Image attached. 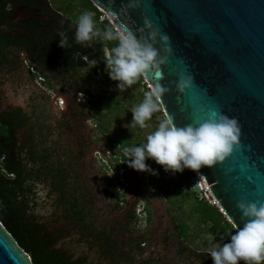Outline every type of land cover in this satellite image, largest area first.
<instances>
[{
	"label": "flooded vegetation",
	"instance_id": "af4514ba",
	"mask_svg": "<svg viewBox=\"0 0 264 264\" xmlns=\"http://www.w3.org/2000/svg\"><path fill=\"white\" fill-rule=\"evenodd\" d=\"M51 16L57 21L64 19L50 0H0V176L12 182L9 190L0 185V201L8 216L7 227L10 214L6 200H9L20 210L24 225L34 230L47 247L52 264H178L174 259L144 250L150 239L144 234H135L140 222L136 209L122 216L129 224L134 223L125 243L116 240L107 229L93 226L89 221V206L82 203L75 193L77 190L74 192L70 187L73 169L70 171L56 161L59 148L54 142L58 139L53 136H60L58 123L49 136L39 120H34L35 115L47 110L54 114L65 110L72 113L81 100L77 93L86 89L80 72L59 69L57 59L50 58V54L54 55L50 47L56 48L44 43L43 35L48 31ZM84 93L89 98L88 92ZM81 106L84 108V104ZM45 153L53 166L43 164ZM56 168L64 172L68 192L77 199L84 219L60 203ZM127 169L132 176L139 172L129 164ZM114 193L118 197L116 209L127 210V201H120L122 190L116 189ZM144 214L150 217L146 218V225L150 224V211ZM65 221L68 225L62 226ZM180 226L181 240L176 242L179 257L189 253L203 264H213L210 253L192 246ZM215 242L223 244L227 240ZM90 251L94 256L89 255Z\"/></svg>",
	"mask_w": 264,
	"mask_h": 264
},
{
	"label": "water",
	"instance_id": "95a60500",
	"mask_svg": "<svg viewBox=\"0 0 264 264\" xmlns=\"http://www.w3.org/2000/svg\"><path fill=\"white\" fill-rule=\"evenodd\" d=\"M91 1L116 24L139 31L148 17L171 37L173 52L161 73L151 71L145 78L153 88L168 89L159 102L166 117L178 126L203 121L213 112L239 119L240 144L224 161L197 171L235 229L242 227L237 202L264 203V0ZM156 46L168 55L162 44ZM184 74L193 75L195 83L182 93L176 82ZM122 216L113 236L125 243ZM7 217L0 201V264H33L7 229Z\"/></svg>",
	"mask_w": 264,
	"mask_h": 264
},
{
	"label": "rangeland",
	"instance_id": "374dc122",
	"mask_svg": "<svg viewBox=\"0 0 264 264\" xmlns=\"http://www.w3.org/2000/svg\"><path fill=\"white\" fill-rule=\"evenodd\" d=\"M50 1L56 10L75 22L77 17L71 16L69 12L73 8L70 3L73 0ZM79 1L81 0L75 2ZM66 8L67 11L64 13ZM103 14L104 17H107L105 13ZM80 66V73L83 74L82 78L86 82V89L77 93V97L81 99L78 106L73 109L72 113L65 110L62 114H54L47 110L43 114L35 115L34 120H39V124L42 125L43 130L48 131L49 136L55 129V124L58 123L60 136L58 137V134L53 136L55 140L58 139L54 142L59 148L56 161L70 171L73 169L70 187L74 192L77 190L75 193H77L78 198L82 203L86 202L89 206L90 223L97 228L107 229L113 234L118 215L136 209L137 214H140V222L138 229L134 231L136 235L138 233L139 235L144 234L150 239L149 244L144 247L148 254L156 252L163 257L174 259V262L178 264H203L199 258L192 254L185 253L179 257L177 253L176 242L181 240L178 232L179 224L189 226L188 234L190 237L188 242H191L192 246L204 250L210 246L219 247L221 245L201 228V224L191 208L194 199L184 200L180 197L178 186L180 182L184 184L186 181L184 178L181 179L183 175L179 176L177 173L172 174L165 171L164 167L152 158L150 166L159 172L156 175L158 177L157 184L154 186L149 183L145 171H139L136 176L130 175L127 180L123 178L124 170L116 171L115 165L119 163L117 158L121 154L119 147L114 146L112 140L107 137L108 135H103L97 127L98 115L90 107V100L84 92L87 93L90 89L102 103H106L108 97L102 89L101 82L96 77H90L84 64H80ZM118 83L117 81L116 85L111 88V92L119 98L124 106V111L120 117L111 114L112 116L108 118L109 134L117 136L121 128H130L129 135L136 140V145L146 142L147 135L156 129L161 120L167 118L164 112L159 113L157 111L146 122L147 127L140 128L139 125L136 127L131 125L133 119L131 109L144 99L145 86L151 90L152 85L144 78L142 83L136 82L120 90L117 87ZM87 103L89 106L86 105ZM81 104H84V108ZM116 189L117 191L121 189L123 192L120 201H127L125 204L127 210L123 212L116 209L115 206L118 199L114 193ZM149 211L152 221L146 225L147 214L145 215L144 212ZM132 224L125 221L124 234L126 239L131 232L128 230L134 228V223ZM136 254L139 255V253Z\"/></svg>",
	"mask_w": 264,
	"mask_h": 264
},
{
	"label": "clouds",
	"instance_id": "9594fccd",
	"mask_svg": "<svg viewBox=\"0 0 264 264\" xmlns=\"http://www.w3.org/2000/svg\"><path fill=\"white\" fill-rule=\"evenodd\" d=\"M111 20V18H109ZM75 39L78 43L99 39L115 43L105 46L106 70L110 78L118 81L122 90L131 86L148 73H161L169 55L173 52L171 37L164 33L155 22L145 17L144 26L134 30L126 23H109L99 27L91 10H84L75 20ZM60 45L65 47L67 37L61 33ZM163 45L164 53L156 45ZM87 46V45H86ZM84 60L94 67L96 61L87 56ZM195 77L184 74L176 82L179 92L193 87ZM168 89L157 84L144 94V99L131 109L132 127H147L153 113L160 110L161 96ZM242 136V125L237 117L223 112H213L211 117L197 123L178 126L174 119L161 120L156 129L146 137V142L124 147L123 152L130 167L138 171H148L153 175L159 172L146 161L149 158L162 165L165 171L175 174L186 168L199 170L224 161L238 146ZM125 161V160H124ZM112 175V174H109ZM237 207L242 212V227L230 233V239L219 247L210 246L204 251L210 253L213 264H264V203L255 200H240ZM235 227V225H234Z\"/></svg>",
	"mask_w": 264,
	"mask_h": 264
},
{
	"label": "trees",
	"instance_id": "16d2710c",
	"mask_svg": "<svg viewBox=\"0 0 264 264\" xmlns=\"http://www.w3.org/2000/svg\"><path fill=\"white\" fill-rule=\"evenodd\" d=\"M75 1L77 0H73L72 2L70 1L71 5L73 6V8L69 11L71 13V16H76L78 18L82 11L91 10L94 13V18L97 21L99 27L103 28L104 25L110 23L107 18L101 20V16L103 15V13L91 0H81L79 2ZM66 11L67 8L64 13H66ZM61 18L63 17L61 16ZM50 19V24L47 25L49 27L47 29L48 31H46L43 35V42L48 43L50 45L53 44L54 49L56 48V50H53L50 47V53L54 52V55L50 54V58L57 59V66L59 69L64 68L68 71L70 70L80 72V64H84L87 67V71L90 77H96V79H98L102 84V89L106 93L108 101L106 103H102L100 100L97 99L95 94H93L92 91L88 89L87 92L90 100L89 103L91 104L90 107L98 115L99 122L97 124V127L100 129L102 134L105 136L108 135L107 137L112 140V144L114 146L119 147L121 154L120 157L117 158V161L119 163L116 164L115 168L117 172L121 168H124L123 178L127 180L129 176L132 175V172L127 169V157L124 155L123 148L136 145V140L129 135V131H131L130 128H121L117 136H111L109 134L110 131L108 118L112 116L111 114H114L115 117H120L124 111V106L119 100V98H117L111 92V88L116 85L117 81L112 80L108 75V72L106 70V63L104 61L105 46L111 48L115 41L104 42L97 38L94 39L92 42L78 43L75 39L76 25L74 21H72L69 17L65 16L64 19H59V21H57V19H55L53 16H51ZM61 33H64V35L67 37V44L65 47H62L60 45ZM45 50L47 51V49ZM85 56L89 58V61L95 60L96 66L93 67L91 63L85 61ZM143 80L144 77H141L137 80V83H142ZM149 90L150 88L145 86L144 91ZM158 112L163 113L162 107ZM46 151L47 149L45 150V152ZM49 160L50 156L45 153L43 156V164L46 166H53V164L50 163ZM150 160L151 158L146 161L149 165ZM52 171H54V169ZM145 172L147 173L149 183L153 186L156 185L158 177L148 171ZM193 173L194 171L188 168H186L183 172H177L179 176L183 175L181 176V179L184 178L186 180L184 184L180 182L178 186V193L180 194V197L184 200L192 198L194 199L191 208L196 214L197 220L201 224V228L204 231H207V233L212 236V239L214 241H228L230 239V233L236 230L235 227L218 207L210 204L204 199H198L196 193L188 189L189 181ZM56 175L58 182L56 189L59 193L60 203L67 205L68 208L74 210L77 217H79L80 219H84V217L81 215L83 213L78 210L79 205L77 203V199L72 197L68 192V189L66 187V176L62 169L56 168ZM0 185L4 186L5 190H9L11 189L12 182H9L4 177L0 176ZM6 201L10 214V223L8 224V227L7 225L6 227L12 234L14 239L17 241L19 246L27 253L32 255L33 264H52V260L47 254V247L39 241L38 236L36 235V232L34 230L29 228L27 225H24V218L20 210L15 209L16 207L12 201ZM146 218L149 220L150 217L146 216ZM138 220H140V216ZM180 227L182 229V234L187 239H189V226L187 224H181Z\"/></svg>",
	"mask_w": 264,
	"mask_h": 264
},
{
	"label": "built area",
	"instance_id": "2783aa9c",
	"mask_svg": "<svg viewBox=\"0 0 264 264\" xmlns=\"http://www.w3.org/2000/svg\"><path fill=\"white\" fill-rule=\"evenodd\" d=\"M101 12L105 13L103 11H101ZM105 14L107 15V17H104V14H103L101 16L102 17L101 20L107 18L109 20V22H112L109 19L110 16L107 13H105ZM151 88H153V87H151ZM193 171H194V173L191 176V179L189 181L188 189L194 191L196 193L198 199H200V200L204 199V200L208 201L210 204L215 205L216 207H218L222 211L220 203L215 198V196L213 195V192H212L206 178L197 170H193Z\"/></svg>",
	"mask_w": 264,
	"mask_h": 264
},
{
	"label": "bare ground",
	"instance_id": "6f19581e",
	"mask_svg": "<svg viewBox=\"0 0 264 264\" xmlns=\"http://www.w3.org/2000/svg\"><path fill=\"white\" fill-rule=\"evenodd\" d=\"M111 21H112L113 23H115V21L113 20V18H111Z\"/></svg>",
	"mask_w": 264,
	"mask_h": 264
},
{
	"label": "snow or ice",
	"instance_id": "6c2138e0",
	"mask_svg": "<svg viewBox=\"0 0 264 264\" xmlns=\"http://www.w3.org/2000/svg\"><path fill=\"white\" fill-rule=\"evenodd\" d=\"M229 157V156H228Z\"/></svg>",
	"mask_w": 264,
	"mask_h": 264
}]
</instances>
